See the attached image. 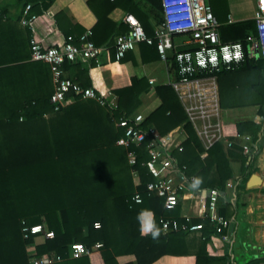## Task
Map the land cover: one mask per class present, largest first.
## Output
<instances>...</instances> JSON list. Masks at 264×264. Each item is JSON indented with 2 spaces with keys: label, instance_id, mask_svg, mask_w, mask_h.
I'll use <instances>...</instances> for the list:
<instances>
[{
  "label": "trees",
  "instance_id": "obj_1",
  "mask_svg": "<svg viewBox=\"0 0 264 264\" xmlns=\"http://www.w3.org/2000/svg\"><path fill=\"white\" fill-rule=\"evenodd\" d=\"M18 1L23 3V9L29 4L31 13L36 9L46 11L54 2ZM139 1L149 5V10L144 11ZM87 4L96 17L90 40L96 46L110 49L115 37L128 30L125 23L114 24L109 20L108 15L114 9L134 15L149 37H153L154 28L162 20L160 0H89ZM209 4L220 24L222 42L242 41L255 35L253 20L227 24V0H209ZM54 19L58 24V13ZM17 22H12L6 8L0 6V264H29L27 248L33 241L23 239V222L34 225L42 220L54 236L35 246L33 256L56 254L61 257L56 264H93L94 259L101 264H119L117 258L128 255L134 261L125 264H153L163 256H186L188 239L184 232L161 233V218L183 220L177 217L175 209H163L162 200L146 192V185L154 178L143 166L145 144L140 148L117 146L122 133L114 121L135 114L141 106V97L152 92L160 104L147 114L142 124L146 142L151 139L147 129L150 126L160 136L180 128L186 140L181 144L182 150H174L173 156L178 165L187 167L189 175L202 180L200 190L225 191L226 182L233 177L230 163L239 162L237 189L247 192L245 185L256 172L252 166L262 147L244 155L237 146L227 148L218 143L202 159L204 149L172 87L166 84L151 88L145 77L133 76L129 86L112 92L117 97L113 110L94 100L78 99L54 112L49 103L53 92L50 68L30 61L31 33ZM137 48L143 64L160 60L156 42L141 43ZM185 49L178 47L176 51ZM110 53V61L114 62ZM126 62L137 64L133 52L119 61ZM92 65L95 66L93 62ZM166 68L168 76L173 77L174 52L169 53ZM75 83L89 88L84 81ZM217 84L221 110L257 108V115L264 119L263 60H246L238 68L219 72ZM262 126V122L240 120L225 124L222 132L229 137L248 134L256 143ZM129 151L136 156L133 166L128 163ZM133 172L137 173V184ZM135 193L142 198L140 204L131 202ZM227 208L230 206L218 210L224 218L229 216ZM142 211L154 214L160 229L157 239L151 234L141 235L137 217ZM191 223L203 224L195 264H264V259L249 260L239 251L235 262L228 255L210 257L206 246L209 235L215 234L213 226L205 219ZM72 243L88 249L100 243L101 248L89 256L69 259L68 246Z\"/></svg>",
  "mask_w": 264,
  "mask_h": 264
},
{
  "label": "built area",
  "instance_id": "obj_2",
  "mask_svg": "<svg viewBox=\"0 0 264 264\" xmlns=\"http://www.w3.org/2000/svg\"><path fill=\"white\" fill-rule=\"evenodd\" d=\"M255 22V35L244 41L224 43L220 39V24L213 15L209 0H160L161 22L154 28L153 37L144 32L140 22L131 14L124 15V23L128 30L124 34L115 37L113 46H96L91 40L90 31L80 35L77 39L68 36L62 46L48 47L40 44L34 38L30 40V61L40 62L49 66L52 76L53 92L49 98L53 111L74 104L78 99L94 100L100 106L110 110L116 108L117 97L111 91H96L93 88H82L77 83L64 75L63 65L75 63L79 60L101 64L103 57L109 58L113 53V60L118 63L128 52H133L138 45L145 43L152 45L156 42V50L160 61L166 64L170 52H174L175 75L168 76V84L174 90L188 122L191 124L204 152L214 144L221 143L227 148L235 146L241 148L244 155L254 153L252 137L248 134L225 136L222 132L223 118L219 106V92L217 74L221 71L233 70L241 66L246 60L264 61V0H253ZM37 16L31 13L28 4L23 9L19 18L21 26L33 30V24ZM178 47H186L183 51H176ZM239 53V58H237ZM153 88L154 80H148ZM146 110L139 111L126 118L114 121L116 129L122 133L121 139L116 141L117 146L128 148L134 146L140 148L145 144L143 166H145L154 180L146 185L148 195H153L162 200L163 209L173 210L187 199L193 197L210 198L205 207L202 219L208 220L213 226L214 232L223 241L229 239L231 220L218 213L214 200L215 191L193 189L191 184L194 175L188 174L185 165H178L173 156L174 150H182V142L176 140L177 128L160 136L155 127H148L151 139L146 142V133L142 124L146 119ZM261 120V118H260ZM255 122V121H254ZM182 132L180 128H178ZM129 165L136 164V156L133 152L127 153ZM165 172L166 174L164 175ZM137 184V173L133 172ZM225 190L234 188L230 181L226 182ZM131 202L140 204L142 198L139 193L131 197ZM192 216L183 215L180 220H159L161 233L184 232L187 239L193 237L202 238V223H191ZM99 225L96 224L95 228ZM24 240L32 239L37 244V239L42 242L51 240L53 232L48 230L46 222L42 220L34 225L23 222L21 229ZM101 244H95L91 249L79 243L68 246V258L79 259L89 256L93 251H98ZM61 257L49 253L41 256H33L29 264H56Z\"/></svg>",
  "mask_w": 264,
  "mask_h": 264
},
{
  "label": "crops",
  "instance_id": "obj_3",
  "mask_svg": "<svg viewBox=\"0 0 264 264\" xmlns=\"http://www.w3.org/2000/svg\"><path fill=\"white\" fill-rule=\"evenodd\" d=\"M88 1L89 0H54L46 11L41 9L34 10L37 20L33 24V30H29L31 33V39L34 38L44 46L59 48L65 42L66 37L72 36L77 39L83 33L91 31L96 23V17L88 7ZM139 4H143L141 6L144 11L149 10V5L145 6L141 1H139ZM0 6L6 8L8 18L11 19L12 22H15L16 20L19 21L18 18H20L21 11L24 7L22 2L18 0H1ZM227 8V24L253 20L254 9L252 16L240 18L237 21H234L230 17L229 6ZM56 13H58V24H56L54 19V14ZM125 14L126 13L123 10L116 8L111 11L108 18L114 24L121 22L124 23L123 18ZM149 17V21H151V15H149ZM17 23L21 28H25L21 26L19 22ZM150 23L152 24V22ZM250 36L254 35H248L246 38ZM133 54L137 62L135 66L132 65L131 62L115 63L110 61V58L108 59L106 57L101 59V64L98 66H93L92 62L89 61L79 60L75 63L64 64V75L66 78L75 82L81 83L84 81L87 85H89V88H93L96 91L113 92L120 88L127 87L131 84V78L133 76H136L137 78L145 77L147 80L153 79V87L168 84V73L164 62L159 60L153 63L143 64L139 57L138 48L133 51ZM140 100L144 101L141 103L137 112L146 110L145 114L151 113L160 104L159 99L156 98L152 92L147 95H143ZM240 110L245 109L229 111L222 110V115L227 117L225 121L223 120V124H234L243 120L242 118H237L235 115L240 113ZM226 114H229L230 116L228 117ZM176 132V140L183 143L186 140V135L183 131L181 132L178 130V128ZM261 135H263V132ZM262 150L263 147L260 152ZM262 158L263 156L259 153L252 167L256 170V172H260V176L264 178ZM230 167L233 177L229 181L232 182L235 187L230 189L228 188L223 192L213 190L215 191L214 200L217 210L223 208L224 206H230V208L226 209L227 213L229 212L228 218L232 222L229 229V239L227 241H223L216 234L209 235V241L206 246L207 253L210 257L228 255L231 262L236 261L239 255L237 251L245 257L250 256L252 260L264 259V246L259 244V241H257L258 237L256 238L255 236L260 229L250 223V219L252 218L248 216V211H244L243 208V204L247 200H252L256 195H259L253 194L250 191L248 192L246 185L245 190H247V192L237 189V184L240 180V163H230ZM192 199L196 200V202H190V199H187L184 203L175 208L177 217L182 218L183 215H190L192 216L191 220H203L202 215L204 214L205 207L208 205L210 198L206 196L204 199H198L196 197H193ZM185 241L188 248V254L186 256H163L153 264H195V256L201 239L193 237ZM42 243L44 242H42L41 239H37V244H34V246L41 245ZM33 248V246H28L27 248L30 258H32L34 254ZM117 261L119 264H125L133 262L134 257L129 255L121 256L117 258ZM92 263L101 264L96 259H94Z\"/></svg>",
  "mask_w": 264,
  "mask_h": 264
},
{
  "label": "rangeland",
  "instance_id": "obj_4",
  "mask_svg": "<svg viewBox=\"0 0 264 264\" xmlns=\"http://www.w3.org/2000/svg\"><path fill=\"white\" fill-rule=\"evenodd\" d=\"M228 6H229V13L232 20L237 21L240 18H247L252 16L253 9H254V3L253 0H228ZM144 100H142L143 102ZM237 118H242L243 120H253L255 122H262V132L263 135L260 136L258 140H256V145L253 148V152H258V147H263V150L260 152V155L263 156V170H264V119L257 116V108H245V110H240V113L235 114ZM234 115V116H235ZM226 116H230L229 114ZM233 116V117H234ZM257 116V117H256ZM223 120L227 117L222 115ZM261 118V120H260ZM255 144V143H254ZM258 154V153H256ZM255 174L261 175L260 172H255ZM264 177V176H263ZM251 192L253 194H258L259 196H255L252 200H247L243 204L244 211H248V216L251 217L250 223L256 226L258 229V232L255 234L256 238L258 237L257 241H259V244L264 246V192L261 188L257 189H251L248 190V192ZM264 248V247H263ZM249 260L252 258L250 256H247Z\"/></svg>",
  "mask_w": 264,
  "mask_h": 264
},
{
  "label": "clouds",
  "instance_id": "obj_5",
  "mask_svg": "<svg viewBox=\"0 0 264 264\" xmlns=\"http://www.w3.org/2000/svg\"><path fill=\"white\" fill-rule=\"evenodd\" d=\"M237 58H239V53H237ZM202 183V180L195 178L191 184L193 189L198 188ZM137 219L141 224V235L151 234L153 239H157L160 236V229L156 226L154 220V214L151 211H142Z\"/></svg>",
  "mask_w": 264,
  "mask_h": 264
},
{
  "label": "water",
  "instance_id": "obj_6",
  "mask_svg": "<svg viewBox=\"0 0 264 264\" xmlns=\"http://www.w3.org/2000/svg\"><path fill=\"white\" fill-rule=\"evenodd\" d=\"M255 188L264 189V178L258 174L250 175L249 179L246 182V189L251 190Z\"/></svg>",
  "mask_w": 264,
  "mask_h": 264
}]
</instances>
